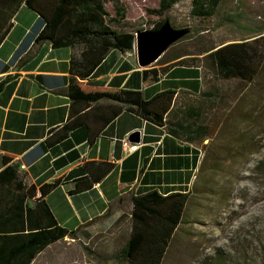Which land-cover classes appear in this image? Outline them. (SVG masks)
<instances>
[{
    "label": "crops",
    "instance_id": "crops-1",
    "mask_svg": "<svg viewBox=\"0 0 264 264\" xmlns=\"http://www.w3.org/2000/svg\"><path fill=\"white\" fill-rule=\"evenodd\" d=\"M43 27V18L23 4L0 43V172L16 164L17 182L23 186L0 183V247L9 236H28L52 225V217L39 206L42 200L57 225L79 235L118 217L125 208L131 210V195L139 191L156 189L168 195L192 190L209 140V116L218 90H207L203 66L175 65L174 59L143 68L131 52L111 54L95 76L78 81L86 91L138 89L146 100L174 92L164 125L123 111L94 140L90 129L99 130L96 125L64 132L72 103L68 86L74 49L37 43ZM166 66L157 78H142L144 69ZM136 131L140 141H129ZM89 162L94 164L88 169ZM104 163L112 167L101 176ZM44 185L53 189L41 197ZM82 258L76 239L66 236L50 243L31 264H73Z\"/></svg>",
    "mask_w": 264,
    "mask_h": 264
},
{
    "label": "rangeland",
    "instance_id": "rangeland-1",
    "mask_svg": "<svg viewBox=\"0 0 264 264\" xmlns=\"http://www.w3.org/2000/svg\"><path fill=\"white\" fill-rule=\"evenodd\" d=\"M117 3L131 30H152L166 18L188 28L152 66L185 54L173 64L203 66L207 90H218L203 164L162 264H264V0H216L209 17L194 15V0H177L163 15L155 12L160 0H106L111 15ZM239 41L256 42L262 54L251 84L221 78L205 59L213 47ZM130 52L137 60L136 49ZM131 210L76 235L83 258L73 264H130L120 250L131 233Z\"/></svg>",
    "mask_w": 264,
    "mask_h": 264
},
{
    "label": "trees",
    "instance_id": "trees-1",
    "mask_svg": "<svg viewBox=\"0 0 264 264\" xmlns=\"http://www.w3.org/2000/svg\"><path fill=\"white\" fill-rule=\"evenodd\" d=\"M215 1L194 0V15L212 16ZM176 2L177 0H160L159 8L155 12L163 15ZM23 4L31 7L43 18L44 27L37 36V43L49 42L54 48L74 49L70 60V73L73 77L68 86L72 103L69 119L62 127L64 132L82 125H96L100 127L99 130L95 131L92 127L90 129V139L94 140L123 111L134 113L148 123L164 125V115L174 92L165 91L146 100L144 93L138 89L86 91L78 81L89 80L95 76L111 54L126 53L134 49L135 32L139 31L130 29L123 6L115 4V15H111L106 9V0H0V43L12 27L13 19ZM167 19L158 22L152 30H158ZM255 43L241 41L217 49L213 47L207 51L205 59L211 62L221 78H236L251 84L259 74L262 58ZM183 55L185 54H177L174 59ZM175 65H186V62L179 60ZM166 70L167 66L160 71L144 69L141 74L146 80L150 74L157 78L159 73ZM1 88L2 84L0 91ZM59 138L58 135L49 142ZM4 160L7 164L8 159ZM93 164L94 162H89L86 167L89 169ZM103 165L104 167L99 168L101 176L112 167L107 163ZM17 172L16 164L7 165L0 172V183L15 181L22 189L23 186L17 182ZM52 189L53 185L42 186L41 197H45ZM192 193L193 189L163 195L154 189L132 194L131 233L120 250L121 259L130 264H162L170 241L183 220ZM39 206L52 217V225L30 233V237L14 234L5 238L0 247V264H31L37 254L50 243L66 236L76 237V231L57 225L45 200L40 201Z\"/></svg>",
    "mask_w": 264,
    "mask_h": 264
},
{
    "label": "water",
    "instance_id": "water-1",
    "mask_svg": "<svg viewBox=\"0 0 264 264\" xmlns=\"http://www.w3.org/2000/svg\"><path fill=\"white\" fill-rule=\"evenodd\" d=\"M188 33L187 29L174 28L169 20L158 30L139 31L136 33L134 48L137 52L139 66L148 68L156 63L166 51ZM129 141L138 143L140 132L129 135Z\"/></svg>",
    "mask_w": 264,
    "mask_h": 264
},
{
    "label": "built area",
    "instance_id": "built-area-1",
    "mask_svg": "<svg viewBox=\"0 0 264 264\" xmlns=\"http://www.w3.org/2000/svg\"><path fill=\"white\" fill-rule=\"evenodd\" d=\"M131 148L134 149V148H136V146H132Z\"/></svg>",
    "mask_w": 264,
    "mask_h": 264
}]
</instances>
